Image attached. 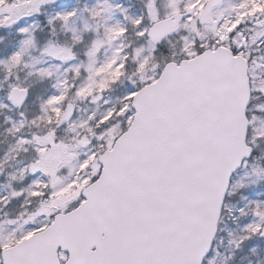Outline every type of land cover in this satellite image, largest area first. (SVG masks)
<instances>
[{"label":"snow or ice","instance_id":"1","mask_svg":"<svg viewBox=\"0 0 264 264\" xmlns=\"http://www.w3.org/2000/svg\"><path fill=\"white\" fill-rule=\"evenodd\" d=\"M0 264H264V0H0Z\"/></svg>","mask_w":264,"mask_h":264}]
</instances>
